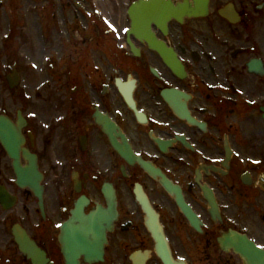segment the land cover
Here are the masks:
<instances>
[{"label": "flooded vegetation", "instance_id": "obj_1", "mask_svg": "<svg viewBox=\"0 0 264 264\" xmlns=\"http://www.w3.org/2000/svg\"><path fill=\"white\" fill-rule=\"evenodd\" d=\"M197 1H8L0 116L21 126L44 195L19 186L0 140V264H166L163 241L171 264H250L234 241L264 251V0ZM77 211L100 214L104 238L70 242L69 261Z\"/></svg>", "mask_w": 264, "mask_h": 264}, {"label": "rangeland", "instance_id": "obj_2", "mask_svg": "<svg viewBox=\"0 0 264 264\" xmlns=\"http://www.w3.org/2000/svg\"><path fill=\"white\" fill-rule=\"evenodd\" d=\"M8 1L9 0H1L0 1V13H3V11H5V10H7V11L11 10V8L8 7L11 4H7ZM11 1L12 0H10V3H11ZM32 1H33V3H31L30 0H19V3H17V4L18 5L20 4L19 9H21L22 11L27 12V13H32V11L35 9V8H33L34 0H32ZM112 1L113 0H111V2ZM25 20H29V22L26 25L27 29L33 30L35 27L33 19L30 18V19H25ZM36 32H37V30H36ZM25 39H26V45H25L26 50H28V52L32 58H34L35 60L38 61L42 55L41 46L38 42V34L37 33L32 34L29 32L25 35ZM18 42L20 44V41H18ZM35 44L37 46V49H35Z\"/></svg>", "mask_w": 264, "mask_h": 264}, {"label": "water", "instance_id": "obj_3", "mask_svg": "<svg viewBox=\"0 0 264 264\" xmlns=\"http://www.w3.org/2000/svg\"><path fill=\"white\" fill-rule=\"evenodd\" d=\"M0 137L2 141H4L6 144L10 140H14L16 142L21 138L19 134L16 133L15 128L8 123L5 120L0 119ZM42 179V176L38 172H34V175H24V177H21V182L24 185H28L35 190H40V181Z\"/></svg>", "mask_w": 264, "mask_h": 264}, {"label": "bare ground", "instance_id": "obj_4", "mask_svg": "<svg viewBox=\"0 0 264 264\" xmlns=\"http://www.w3.org/2000/svg\"><path fill=\"white\" fill-rule=\"evenodd\" d=\"M10 120V119H9ZM22 132V131H21ZM1 138V137H0ZM2 140V139H1Z\"/></svg>", "mask_w": 264, "mask_h": 264}]
</instances>
